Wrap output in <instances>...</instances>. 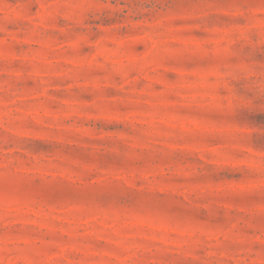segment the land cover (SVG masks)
<instances>
[{
  "label": "rangeland",
  "instance_id": "1",
  "mask_svg": "<svg viewBox=\"0 0 264 264\" xmlns=\"http://www.w3.org/2000/svg\"><path fill=\"white\" fill-rule=\"evenodd\" d=\"M0 264H264V0H0Z\"/></svg>",
  "mask_w": 264,
  "mask_h": 264
}]
</instances>
